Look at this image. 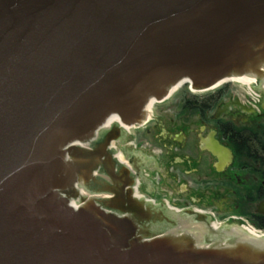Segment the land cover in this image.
Instances as JSON below:
<instances>
[{"label": "water", "instance_id": "obj_1", "mask_svg": "<svg viewBox=\"0 0 264 264\" xmlns=\"http://www.w3.org/2000/svg\"><path fill=\"white\" fill-rule=\"evenodd\" d=\"M262 65L264 0H0V264H264L242 227L182 249L138 241L125 209L68 204L110 115L136 125L173 85Z\"/></svg>", "mask_w": 264, "mask_h": 264}, {"label": "flooded vegetation", "instance_id": "obj_2", "mask_svg": "<svg viewBox=\"0 0 264 264\" xmlns=\"http://www.w3.org/2000/svg\"><path fill=\"white\" fill-rule=\"evenodd\" d=\"M249 75L244 92L226 85L211 102L192 93L144 124L102 127L89 144L98 158L79 177L91 202L125 209L141 242L163 234L197 249L244 221L264 237V65Z\"/></svg>", "mask_w": 264, "mask_h": 264}, {"label": "rangeland", "instance_id": "obj_3", "mask_svg": "<svg viewBox=\"0 0 264 264\" xmlns=\"http://www.w3.org/2000/svg\"><path fill=\"white\" fill-rule=\"evenodd\" d=\"M226 85L229 87V91L232 94H238V92L239 93L244 92L243 86L239 85L237 82L231 81L228 83L221 84V85H219L213 89L207 90V91L193 92V94L198 95V96H203L206 93H213L214 91H217L218 89H221L223 86H226ZM174 94L175 95L173 96L172 99H169V100H167L163 103H160V104H155L153 106V111L155 112V110L158 111L159 109L169 107L171 102L178 100L182 96L189 95V94L192 95V92H190L187 85H183V86L179 87V89Z\"/></svg>", "mask_w": 264, "mask_h": 264}, {"label": "bare ground", "instance_id": "obj_4", "mask_svg": "<svg viewBox=\"0 0 264 264\" xmlns=\"http://www.w3.org/2000/svg\"><path fill=\"white\" fill-rule=\"evenodd\" d=\"M227 80L228 81H234V82L241 83V84H245V85H248V86H250L252 84V82H253L250 76L229 78ZM223 82H225V81L223 80ZM221 83L222 82L216 84L214 87H216L217 85H219ZM180 86H181L180 83H178V84L173 85L172 87H170L168 97L171 96ZM155 102H156V99H150V100H148L146 102V104H145V113H146V115H148V113H150V111L152 110L153 105H154ZM115 121L118 122L120 126L124 127V124L121 123L122 121L120 122V120L118 119V117L116 115H110L108 117V119H107L108 125L112 124V122H115ZM250 233H252V232H250Z\"/></svg>", "mask_w": 264, "mask_h": 264}, {"label": "trees", "instance_id": "obj_5", "mask_svg": "<svg viewBox=\"0 0 264 264\" xmlns=\"http://www.w3.org/2000/svg\"><path fill=\"white\" fill-rule=\"evenodd\" d=\"M219 92H223V90H222V89H218L217 91H215L214 93H212V94L208 97L209 101H210V102L213 101V100L216 98V96L219 94Z\"/></svg>", "mask_w": 264, "mask_h": 264}]
</instances>
